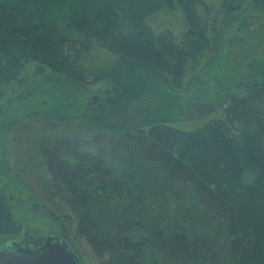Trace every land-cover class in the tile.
<instances>
[{
    "label": "trees",
    "instance_id": "16d2710c",
    "mask_svg": "<svg viewBox=\"0 0 264 264\" xmlns=\"http://www.w3.org/2000/svg\"><path fill=\"white\" fill-rule=\"evenodd\" d=\"M245 9L228 42L238 55L264 42V0H0V97L29 63L61 84L37 119L64 131H40L50 139L39 147L43 202L29 192L27 201L76 255L78 238L101 264H264V64L196 107L219 111L202 127L160 120L188 85L206 84L217 31ZM97 50L111 63L94 70ZM74 83L103 87L81 117L57 97ZM20 232L0 192L1 244Z\"/></svg>",
    "mask_w": 264,
    "mask_h": 264
},
{
    "label": "rangeland",
    "instance_id": "374dc122",
    "mask_svg": "<svg viewBox=\"0 0 264 264\" xmlns=\"http://www.w3.org/2000/svg\"><path fill=\"white\" fill-rule=\"evenodd\" d=\"M207 2L218 5L220 0ZM248 13V9L241 11L236 23L229 29L219 28L215 55L200 74L201 80H204L205 76L206 84L188 85L185 92L177 97L176 107L164 111L161 115L163 119L160 120L182 131H193L202 127L212 115L217 117L219 111H214L212 115L200 114L196 112V107L215 101L222 92H234L235 84L240 83L247 64L251 62L264 64V42L253 44L245 54L229 52L228 42L233 39L232 36L236 33L241 18L249 15ZM108 54L104 50L93 52L88 59L90 66L94 70L106 68L110 62ZM56 80L47 69L29 63L22 71L21 83L9 84L0 97V192L21 224V232L12 240L20 247L30 250L38 249L47 237L56 236L52 222L44 214V208L31 210L27 201L30 193L42 200L38 181L44 179V158L40 151H44V145L50 139L44 140V135H39L40 131H64L53 122L37 119L55 95L47 93L48 90L54 85H61ZM67 86V92L63 86L64 93L57 94V97L62 102L68 101L64 105L66 111L73 103L75 107L71 109L75 110L77 117H81L86 110L97 104L103 90L100 84L85 87L74 83ZM223 88L225 90L221 91ZM137 105L139 104H134L133 109H136ZM130 113L129 118L133 117L131 121L136 119L137 122L135 113ZM77 140L86 145L95 144L100 147L107 145V138L102 134H82L81 139ZM39 147L42 148L40 151ZM69 163L72 165L73 162L70 160ZM64 225L71 227L69 222H65ZM1 240L0 244L3 242ZM74 240L78 249L75 255L80 264H101L84 240L78 238ZM68 246L71 249V246Z\"/></svg>",
    "mask_w": 264,
    "mask_h": 264
},
{
    "label": "water",
    "instance_id": "95a60500",
    "mask_svg": "<svg viewBox=\"0 0 264 264\" xmlns=\"http://www.w3.org/2000/svg\"><path fill=\"white\" fill-rule=\"evenodd\" d=\"M0 264H79L75 253L60 236H49L36 250L14 241L0 245Z\"/></svg>",
    "mask_w": 264,
    "mask_h": 264
},
{
    "label": "flooded vegetation",
    "instance_id": "af4514ba",
    "mask_svg": "<svg viewBox=\"0 0 264 264\" xmlns=\"http://www.w3.org/2000/svg\"><path fill=\"white\" fill-rule=\"evenodd\" d=\"M44 243V242H43ZM42 246V245H41ZM80 264V263H79Z\"/></svg>",
    "mask_w": 264,
    "mask_h": 264
}]
</instances>
